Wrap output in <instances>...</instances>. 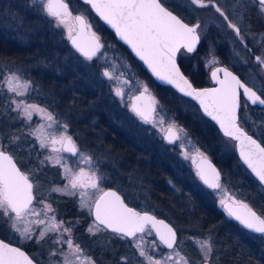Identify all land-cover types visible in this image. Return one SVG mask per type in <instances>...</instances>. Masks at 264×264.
Segmentation results:
<instances>
[{
    "label": "rangeland",
    "instance_id": "374dc122",
    "mask_svg": "<svg viewBox=\"0 0 264 264\" xmlns=\"http://www.w3.org/2000/svg\"><path fill=\"white\" fill-rule=\"evenodd\" d=\"M68 1L70 2L69 10L72 15L75 16L77 13L84 14L91 25V31L96 32L100 36L104 47L92 60L81 56L73 49L67 52L63 51V55L57 59L48 60L47 64L40 61L39 65L47 70H56L60 77L74 73L76 76L83 77L84 75L85 78L93 79L92 83L90 82L91 87L94 86L95 88L93 87L92 89L97 93L96 95H99L95 96L97 107L93 104L82 107L78 97L69 101L62 100L60 96L55 97L52 94L54 91L52 88L43 91L42 85L33 81L30 77L31 68L28 70L24 65L15 64L14 61L2 62L0 60V146H3L5 150L10 151L14 155L23 171L33 180L35 191L33 206L36 210L39 212L43 208V204L39 203L41 200L44 204H51L55 212H50L47 216L55 215L57 221H63L65 227H70L72 230L70 238L75 244L80 245L83 255L90 257L95 264H112V260L114 264H147L144 257L139 255V248L136 246L138 244L149 255H152L154 259H161L164 256L173 254V250L163 247L150 228V230L138 234L135 239L122 238L120 234L103 229V226H100L102 230L96 231L94 229V232H89L88 229L93 225L94 218L92 214H89L87 208L80 207L81 197L79 194L74 196V199H76L75 204L77 205L76 214H71V209L68 214L67 201L72 199L73 196L51 191L54 187L63 188L67 184V180L64 178V169L46 159L50 155H56V153H52L50 148H41L39 140L30 134L37 126L41 124L48 125L50 122L46 118H42V114L37 113H33L31 120H28L20 111L16 110L13 100H24L28 104H36L52 113L56 123H53L51 129L46 130L45 135L52 131L59 134L62 131V126L67 125V134L73 137L78 148L93 158V167L96 169L97 174L102 177L99 181L101 188L104 190L107 187L120 189L130 204H135L142 209L150 208L165 215L179 232L178 243L174 247L176 251L180 252L181 256L190 260L187 253L190 242L202 254L197 242L210 239L213 249L210 260L212 254L219 251L215 244V236L203 230L204 228L202 229L201 220H198L199 222L191 220L188 223L181 215L183 204H187V207L191 210L190 212L193 213L195 212V206L188 203L189 199L187 198L181 200L177 191L182 192L183 190L181 191L178 186L177 190L174 188L168 189L169 198H171L169 199L170 203H161L157 199L160 198L159 195L161 194L153 189L154 182L156 183L158 179L152 178L153 174H149L148 170L144 171L145 165H142L143 159L148 163L150 161L153 163L156 157L162 155L164 157L163 161L164 159L165 161L167 160L170 167L167 177L172 179L174 176L178 178L180 184L192 185L193 177L195 176L192 162L193 153L203 151L200 148L201 145L196 138L197 136L195 137L186 125L181 123V120L177 118L178 114L169 105L157 97L154 89L148 85L147 81L138 76L137 65H135L126 46H123L120 41L113 39L103 29L101 22L96 19H90L88 8L83 2L78 0ZM218 2L226 9L224 0H218ZM166 3H169L174 8H180L179 5L181 4V7L185 8V12L190 15L191 19L195 21L201 20L200 31L207 38L210 36L208 34L209 31H216L221 35L219 37L215 32L213 38L210 39L216 45L213 43L214 48L211 50L213 55L209 53L207 61L209 69H212L217 64L218 54L228 56V60L232 65L246 74L258 88H264V70L256 64L246 49L238 42L234 31L228 27L222 17L218 16L214 11L212 13L202 10V8H197L190 0H166ZM248 12L247 18L237 14L231 15L230 18L241 28L246 40L250 41L253 49L264 57V15L259 13V5L257 10L249 9ZM39 20H50L51 23L53 21V27L61 28V36L65 37L69 43L67 28L62 25L57 26L55 19L49 17L43 11L40 0H35V2L34 0H0V22L5 23L14 38H18L23 43L30 42L34 38L35 33H37L36 30L39 28H30V26L35 25L34 21L39 24ZM59 51L62 52L61 50ZM182 54L186 55L184 51L181 52ZM106 69L113 72L119 79L109 80L105 77L103 72ZM13 72L17 73L22 80L30 83V88L23 97L15 96L14 93L7 90L6 86H3L4 76ZM78 81H80V78ZM74 84L77 86L78 82L76 81ZM144 85L147 86L148 92L155 99L156 112H154L153 120H163V125L154 126L152 122L145 125L133 114L131 98L142 90ZM116 88L123 90V97L115 94ZM114 102H116V126L119 127L120 123V128L128 131L132 141H136L139 144L144 142L148 144L153 149V157H149V153L147 158H143L144 155H141L140 151L137 153V158H134V155H132L134 153L125 154L118 149L115 151L106 144V132L101 128V116L98 113L101 112L103 107H107L114 114ZM106 111L104 109L105 113ZM105 120L109 122L107 117ZM172 122L175 123L177 129H183L186 136L182 135L181 140L172 145L163 146L165 139L162 128H167ZM2 123L6 127L4 131L1 130ZM213 139H217V142L226 147L229 153L235 151V144L230 139L221 137V135ZM181 144H183V147H181ZM56 147H59V145H56ZM133 147L135 148L136 146L133 145ZM185 152L192 158L185 159L183 154ZM61 155L65 157V163L69 167H77L79 157L72 156L69 153H61ZM79 166L87 168V165L84 164ZM169 173L172 176H169ZM94 193L95 190L88 189L85 199L94 200L99 195V193ZM213 194L221 210H224L221 200L245 201L237 197L226 184H222L220 189ZM246 203L248 202L246 201ZM40 218L47 219L45 216ZM30 219H35V217H30ZM84 221H87V223L84 224ZM9 223L6 217H0V230L12 242H17L30 249L31 256L40 264H63L62 253L71 251L66 243H53L55 239L60 237V232H50L44 240L37 243L36 237L39 234L40 227L43 226L34 225L32 239H24L19 233L14 232L10 228ZM80 234L82 235L80 236ZM78 237H82V240ZM63 239H69L67 233H63ZM120 247H123V251L120 252L121 255L116 253ZM53 252L56 255H52L51 253ZM105 252L117 257L112 259L107 256L106 258ZM213 263L215 264V261Z\"/></svg>",
    "mask_w": 264,
    "mask_h": 264
},
{
    "label": "snow or ice",
    "instance_id": "6c2138e0",
    "mask_svg": "<svg viewBox=\"0 0 264 264\" xmlns=\"http://www.w3.org/2000/svg\"><path fill=\"white\" fill-rule=\"evenodd\" d=\"M35 2V0H34ZM96 13L113 29L117 35L131 46L135 54L143 60L151 69L152 73L162 81L175 85L185 95L198 100L204 109V112L213 120H216L223 130L224 135L239 142L240 155L252 172L264 183V146L248 135L238 124L237 110L240 108V89L243 90V96L247 102L264 106V88L260 89L258 95L252 87L242 83L240 79L234 76L227 69L217 68L211 73L212 78L219 84L214 89H196L187 77L182 73L176 61L177 53L181 48L191 53L196 50V45L200 42L198 29L200 24L189 25L178 18L165 6L166 0H85ZM259 5V13L264 15V0H254ZM191 3L200 8L212 6L215 11L228 21V16L217 6L215 0H191ZM43 11L49 17L55 19L57 26H64L68 31V39L73 46L88 60L96 57L104 47L100 36L91 31V25L83 15L73 16L69 10V4L66 0H40ZM228 27L232 28L237 37L243 41L241 30L236 24L228 21ZM259 65L264 67V57L257 56ZM224 73V78L220 79L219 73ZM103 75L109 80L119 79L113 72L105 70ZM3 86L14 93L17 97L26 95L30 88V83L22 80L21 77L13 72L3 78ZM146 85L136 100L145 98L148 93ZM115 94L123 97L124 92L121 88H116ZM152 103L146 109L132 105V111L136 113L145 123L152 122L154 126L163 125V120L155 121L149 119L150 114L156 111L153 106L155 99L151 98ZM16 110L20 111L25 118L31 120L32 114H42L50 123L41 124L32 130L31 135L39 140L41 148H50L52 153L46 159L54 162L64 169V178L67 184L63 188H52L51 191L60 192L67 196H79L80 207L87 208L89 214H94L95 220L89 227V232L103 229H111L113 232L121 235L122 238H136L137 233H144L146 230L154 229L159 240L173 250V254L154 259L139 244V255L144 257L147 264H193L188 258L181 256L176 251V232L165 224L163 220H157L148 213L141 214L132 208H129L121 197L115 191H105L100 187L99 181L102 179L93 167V158L82 152L71 135L67 134V125L62 126V131L48 132L47 129L53 127L56 123L55 117L51 112L41 108L36 104H28L24 100H13ZM164 138L169 143H176L181 140V136H186L183 129H177L174 122L167 128H162ZM59 145V147H56ZM183 147V144H181ZM194 147V146H193ZM61 153H69L72 156L79 157L77 167L71 168L65 163V157ZM185 159L192 158L187 152L183 153ZM200 164L197 165V175L210 188L218 189L219 173L203 156ZM193 163H196L195 158ZM87 165V168L79 166ZM208 172H211L212 179L208 178ZM34 185L29 175L22 172L14 163L13 156L0 146V217H6L10 222V228L19 233L24 239H32L35 226L40 227L39 234L36 237L37 243L44 240L50 232H60L59 238L53 243H66L71 250L69 253H62L63 264H95L90 257L83 255V250L79 244H75L71 237V228L65 227L63 221H57L55 215L50 217L48 213H54L55 209L51 204H43V208L38 212L33 206L35 196L33 193ZM88 189L99 193L94 200H86L85 194ZM94 193V194H95ZM228 215L234 217L244 227L257 233L264 234V218H261L247 204L234 201L226 204L221 200ZM41 216L47 219H41ZM35 217V219H30ZM150 226V229H149ZM63 233H67L69 239H63ZM199 248L203 254V264H208L210 255L213 251L210 239L198 241ZM56 255L55 252L51 253ZM175 257V259H174ZM0 264H33L23 251L18 247H12L9 243L0 240Z\"/></svg>",
    "mask_w": 264,
    "mask_h": 264
},
{
    "label": "trees",
    "instance_id": "16d2710c",
    "mask_svg": "<svg viewBox=\"0 0 264 264\" xmlns=\"http://www.w3.org/2000/svg\"><path fill=\"white\" fill-rule=\"evenodd\" d=\"M83 4L88 8L90 19H96L101 22L103 29L113 39L119 41L114 32L107 28L99 17L92 11L89 4ZM34 22L35 25L33 24L30 28L39 29L36 30L37 33H35L34 38L30 42L27 41L26 43H23L18 38H14L12 32L8 30L6 24L0 22V60L2 62L14 61L15 64L24 65L26 69L28 68V70L31 68L30 77L33 81L35 83L39 82L42 85L41 88H43V91H46L48 88H52L54 90L52 94L55 97L60 96L62 100L67 101L78 97V101L82 107L86 105L91 106V104L97 107L95 96L99 95H96L97 93H95L94 89H92L94 86L91 87L93 79L89 77L85 78L84 75L83 77L79 75L76 76L74 73L60 77L56 70H47L44 67H40V61H42L41 63L47 64L48 60L57 59L63 55V51L67 52L73 50V48L69 45L67 39L61 36V28L53 27V21L51 23L50 20H39V24H37L36 21ZM215 32L216 31H209L208 34H210V36L208 38L205 35L203 36L201 44L196 52L187 53L185 56L183 54L179 55L181 67L195 84H198L201 81H210V78L206 72H204L203 76L199 74L198 78L192 75L186 69V63L191 61V59H187V56H209V53H211V50L214 48V44L216 45L214 41V44H211L210 42V39L213 38V34H215ZM217 35L221 37L219 33H217ZM121 44L125 46L123 43ZM128 52L130 53L135 65H137L136 71L138 76L147 81L148 85L154 89L157 97L165 104L169 105L172 110L178 114L177 118L181 120L183 125H186L193 135L202 137L203 139L214 134L221 135L218 127L213 124L209 118L205 117L201 113L195 102L183 95H180L171 86L158 83L147 72L143 64L133 56L129 49ZM197 71L202 73L203 68H198ZM79 78L80 81H78ZM76 81L78 82L77 86L74 84ZM57 91L58 93L56 94ZM244 104L245 103H243L240 112V122L264 144V134L261 132V129L264 127V107L251 106L247 103L248 106L245 108ZM106 108L107 107H103L101 112L98 113L101 116V124L106 132V144H108L112 149L116 148L123 151L125 154L132 153V145L134 141H132L131 135L128 131L120 128V123L119 127L116 126L115 130L113 126V114L108 108ZM104 109L105 111L107 110L106 113L104 112ZM106 117L109 122L105 120ZM208 122L211 124H208ZM5 129V124L2 123L1 130L4 131ZM229 160L232 162V169L230 167V170L227 168L226 178H229L232 187H234L238 193L247 198V200H249L256 209L264 214V189L240 162L239 158L235 154H232ZM168 168L170 169L169 166ZM238 174L240 177H237ZM183 189L185 192V199H189L188 203L195 206V212H190L191 210L187 207V204H183L181 213L182 217L185 218L188 223L191 220L193 222L201 220L200 224L202 229L204 228L203 230L208 231L215 236V244L219 251L212 254V258L210 260L213 261L215 259V264H264V240H259L258 243L252 244L251 238L253 237L248 236L245 232H243L234 221L226 220L216 212L214 213L213 205L208 193L203 191L198 186L195 176L193 177V184L183 185ZM67 202L68 204L66 207L69 208L68 214L71 209V214L75 215L77 210V205L75 204L76 199L72 197V199ZM87 221H84V224H86ZM80 229H82V227H80ZM81 235L82 234H80V236ZM0 236L9 242H12L1 230ZM78 238L82 240V237ZM12 243L20 245L17 242ZM22 247L31 253L30 249L25 246ZM121 251H123V247H120L116 253L121 255ZM187 253L193 264H200L203 262L202 254L194 247L192 242L188 245ZM105 255L106 258L108 256V258L112 259L117 257H113L111 254L109 255L108 252H105ZM112 264H114L113 260Z\"/></svg>",
    "mask_w": 264,
    "mask_h": 264
},
{
    "label": "flooded vegetation",
    "instance_id": "af4514ba",
    "mask_svg": "<svg viewBox=\"0 0 264 264\" xmlns=\"http://www.w3.org/2000/svg\"><path fill=\"white\" fill-rule=\"evenodd\" d=\"M191 1V0H190ZM207 1V0H205ZM250 1H251V5L250 4ZM215 3L217 4V6H219L222 11L225 13V15L228 16V21H231L232 23H234L230 16L233 15V14H237V15H242V16H245L244 18H247V15H248V11L249 9L251 10H257V7H258V4L254 2V0H224V5H226V9H224L218 2V0H215ZM165 5L170 8L172 11H174L175 13H177L181 18H183L186 22L190 23V24H194V23H199L200 26H201V20H197L195 21L194 19H191L190 18V15H188L186 12H185V8H182L181 7V4L179 5L180 8H174L173 6H170L169 3H165ZM197 8H200L198 7L197 5H195ZM254 6H257V7H254ZM202 10L204 11H210L213 13V11L220 17H222V19L228 24V21H226L224 19L223 16H221L219 13H217L215 11V8L212 7V6H209V7H206V8H202ZM252 12V11H251ZM250 12V13H251ZM235 24V23H234ZM237 25V24H236ZM238 26V25H237ZM239 27V26H238ZM240 28V27H239ZM232 29V28H231ZM233 30V29H232ZM241 30V28H240ZM234 31V30H233ZM198 32H199V35H200V42L198 44V47L197 49L199 48L200 44H201V41H202V38L204 35L201 34V31H200V28L198 29ZM235 33V32H234ZM236 35V33H235ZM241 36L243 37V41L240 39V37H237L236 35V38L238 40V42L246 49V51L249 53L250 57L253 58V60L256 62V64L261 67L263 70H264V67H262L261 65L258 64V62L256 61L255 59V55H259L252 47L251 43L249 40H246L245 36H244V33L242 32L241 30ZM211 44H212V41H210ZM197 49L194 51L196 52ZM184 51L186 54L189 53L187 52L186 49H181L179 51V55L181 54V52ZM194 52H191V53H194ZM179 55H178V61H179ZM210 55H213V53H211ZM260 56V55H259ZM208 58L209 56H194V57H189L187 56V59H191V61H188L186 63V69L192 74L194 75L196 78H198L199 74H201L203 76L204 72H206L210 78V81H201L199 82L198 84H195L192 79L184 72L183 68V72L190 78V80L193 82V84L196 86V87H205V86H212L214 85L215 83L213 82L212 80V75L211 73L213 72V70L219 66H225V67H228L230 69H232L233 71H235L239 76L240 78L245 82L247 83L249 86L253 87L255 90H257L260 94V88H258L256 86V84L254 82H252L247 76L246 74H244L240 69H238L237 67H235L234 65H232L229 60H228V56H224V55H218V61H217V64L215 65V67H213L212 69H209L208 67ZM180 64V62H179ZM181 66V65H180ZM198 68H203V71L202 73H200L199 71H197ZM148 72V71H147ZM221 75V73H220ZM264 98V97H263ZM246 101V98L243 96V91L241 90V107H240V112H241V108H242V105L243 103H245ZM249 105L251 106H259V105H254V104H250L249 102H247ZM115 108L113 111L114 114H113V121H114V128L116 130V102L113 103ZM132 107V106H131ZM199 107V106H198ZM259 107H264V106H259ZM156 108V107H155ZM200 109V107H199ZM201 111V109H200ZM156 112V111H155ZM201 113L203 114V112L201 111ZM134 116H136L141 122H143L145 125L148 124V123H145L139 116L136 115V113H134ZM154 114L153 113V119H154ZM204 115V114H203ZM205 116V115H204ZM264 116V115H263ZM206 117V116H205ZM208 118V117H207ZM151 119V120H153ZM150 120V121H151ZM240 120V118H239ZM210 121L215 124L211 119ZM241 123V122H240ZM208 124H211L210 122H208ZM216 125V124H215ZM242 125V124H241ZM217 126V125H216ZM244 126V125H242ZM218 127V126H217ZM245 127V126H244ZM101 128H103V126H101ZM246 128V127H245ZM219 129V128H218ZM247 129V128H246ZM104 130V128H103ZM248 130V129H247ZM262 131V134H264V127L261 129ZM220 131V129H219ZM249 131V130H248ZM221 132V131H220ZM250 133H252L251 131H249ZM253 134V133H252ZM254 135V134H253ZM195 136V135H194ZM218 135L214 134L212 136H207L205 137L204 139L202 137H196L199 141V144L201 145L200 148H202L203 151H198V152H194L193 153V158H195L196 160V163L198 162L200 156L198 155V153H202L204 156H207L209 157L210 159H212V161L218 166L219 170H220V174H221V177H220V182L219 184L222 185V184H226L229 189L237 196V197H240L241 199L245 200V201H239V202H242L244 204H247L249 206V208L257 211L260 216L262 218H264V214L261 213L258 209H256L252 203L247 200V198H245L243 195H241L240 193L237 192V190L232 187L231 183H230V180L229 178H226V175H227V168H231L232 169V162L230 159L231 155L232 154H235L237 157H238V154H237V151H236V144H235V141L233 139H231L230 137H227L225 135H223V133L221 132V137H225L226 139H230L231 141L234 142L235 144V151L234 152H228L227 148L224 147L223 145H221L219 142H217V139H213L214 137H216ZM255 136V135H254ZM115 137H116V131H115ZM256 137V136H255ZM258 138V137H256ZM165 139V138H164ZM259 139V138H258ZM260 140V139H259ZM261 141V140H260ZM262 142V141H261ZM263 144V142H262ZM133 145H135L136 147L134 148ZM133 145H132V155H134V158L137 156V153H139L141 151V155H144L143 158H147L148 154L150 153V156L149 157H153V152L149 145L146 144L145 142L142 143V144H139L138 142H133ZM167 145H172V143H169L166 139L165 141L163 142V146H167ZM264 145V144H263ZM147 147V148H146ZM151 149V150H150ZM5 150V149H4ZM116 151V148L114 149ZM8 151V150H7ZM10 152V151H9ZM11 153V152H10ZM12 154V153H11ZM13 155V154H12ZM14 156V155H13ZM148 157V158H149ZM15 158V157H14ZM137 158V157H136ZM142 158V159H143ZM163 156L162 155H159V157H156V160L155 162L151 163V161L148 163L146 160L143 159V164L142 165H145V167L143 168L144 171H147L150 173H152V178H156L158 179V181L155 183L154 180V188L157 193L161 194L159 195L160 198H157L161 203L163 202L164 204H168L170 201L169 199V194H168V189H176L178 187L181 188V191L182 192H178L177 191V194H179L181 200L182 199H185L184 197V189H183V185L180 184L178 178H175L173 176V178H168L167 175H168V162L167 160L163 161ZM239 158V157H238ZM159 159V160H158ZM240 160V159H239ZM192 162H193V159H192ZM241 162V160H240ZM18 163V162H17ZM196 163L194 164L193 163V170L195 172V178L197 180V184L198 186L203 190V191H206L211 199V202H212V205H213V209H214V213L216 212L217 214H219L221 217H224L226 220H232L234 221L240 228L243 232H245L248 236H251L253 238H251V243L254 244V243H258L259 240H264V234H261V233H256L254 231H251V230H248L247 228L243 227L242 225H240L236 220H234L233 217H230L225 209V207L223 206L224 210H221L219 207H218V204H217V201H216V198H215V195L213 193H215V191L219 190L220 188L218 189H211L209 188L206 184H204L202 182V180L200 179V177L197 175V168H196ZM242 163V162H241ZM19 164V163H18ZM243 164V163H242ZM154 165V166H153ZM244 165V164H243ZM20 166V165H19ZM147 167V168H146ZM229 168V170H230ZM247 169V168H246ZM23 170V169H22ZM248 170V169H247ZM249 171V170H248ZM250 172V171H249ZM251 174V172H250ZM252 175V174H251ZM172 176V174L170 175ZM253 176V175H252ZM237 177H240L239 174ZM254 177V176H253ZM255 178V177H254ZM256 179V178H255ZM257 180V179H256ZM258 181V180H257ZM259 182V181H258ZM259 184L262 186V184L259 182ZM178 186V187H177ZM176 187V188H175ZM107 188H111V187H107ZM106 188V189H107ZM112 188H115V187H112ZM262 188L264 189V187L262 186ZM121 194L122 196L124 197V199L126 200V202L128 204L129 201L125 198L124 194L121 192L120 189H117ZM228 200H231L233 201V199H227L225 200L228 201ZM236 201V200H234ZM246 201L249 203H246ZM238 202V201H237ZM132 206H135L137 208H140L139 206L135 205V204H130ZM141 210H149L151 212H153L154 214H156L157 216H160V217H164L166 218L167 220H169L167 217H165V215L163 214H160L158 211H155V210H152V209H142L140 208ZM170 221V220H169ZM3 222V221H2ZM171 222V221H170ZM172 223V222H171ZM173 224V223H172ZM174 225V224H173ZM150 228V226H149ZM178 231V230H177ZM178 239H179V232H178ZM263 242V241H262ZM178 243V241H177ZM176 243V244H177ZM29 252V251H28ZM30 253V252H29ZM31 254V253H30ZM210 261V260H209ZM212 264H214L212 261H210ZM203 263V262H202ZM200 263V264H202Z\"/></svg>",
    "mask_w": 264,
    "mask_h": 264
},
{
    "label": "water",
    "instance_id": "95a60500",
    "mask_svg": "<svg viewBox=\"0 0 264 264\" xmlns=\"http://www.w3.org/2000/svg\"><path fill=\"white\" fill-rule=\"evenodd\" d=\"M80 1H82L83 3H86L85 2V0H80ZM66 2L69 4V9H70V2L68 1V0H66ZM205 2H207V1H205ZM87 4V3H86ZM90 6V5H89ZM166 6V5H165ZM167 7V6H166ZM90 8L92 9V11L99 17V19L104 23V25L107 27V28H109L111 31H113L114 32V34H115V36L117 37V39L120 41V42H122L123 44H125L126 46H127V48L130 50V52L135 56V58H137L140 62H142V64H143V66H144V68L148 71V73L158 82V83H160V84H162V85H168V86H171L173 89H175L177 92H179L181 95H183V96H185V97H188V98H190V99H192L194 102H196L197 103V105L200 107V109H201V111L203 112V114L206 116V117H208L209 119H211L217 126H218V128L220 129V131L223 133V135H224V132H223V130L220 128V125L218 124V122L216 121V120H213L210 116H208L205 112H204V109H203V107L201 106V104H200V102L198 101V100H196V99H194L193 97H190V96H187V95H185L183 92H181L175 85H173V84H169V83H167V82H165V81H162V80H159L153 73H152V71H151V69L147 66V64L143 61V60H141L136 54H135V52L133 51V49L131 48V46L130 45H128L125 41H123L122 39H120V37L117 35V33H116V31H115V29H113L109 24H107L97 13H96V11H95V9H93L91 6H90ZM169 10L170 11H172L170 8H169ZM173 12V14L174 15H176L178 18H180V19H182L185 23H188V22H186L183 18H181L177 13H175L174 11H172ZM76 15H83V16H85L84 14H82V13H77ZM75 15V16H76ZM85 18L87 19V17L85 16ZM88 21V20H87ZM190 26L191 25H194V24H197V23H194V24H190V23H188ZM238 27V26H237ZM198 31V30H197ZM199 33V32H198ZM98 35V34H97ZM99 36V35H98ZM199 44V43H198ZM198 44L196 45V49H197V47H198ZM69 45L74 49V51L76 52V53H78V54H80L81 56H83L79 51H77V49L73 46V44L71 43V41L69 40ZM181 49H183V48H181ZM178 55H179V52L177 53V56H176V61H177V64L179 65V67H180V69H181V71H182V73L187 77V79L192 83V85H193V87L194 88H196V89H198V90H200V89H214V88H218L219 87V84L216 82V80H214L213 78H212V80H213V82L215 83L214 85H212V86H205V87H196L194 84H193V82L190 80V78L183 72V70H182V68H181V66H180V64H179V61H178ZM257 56H259V55H255V59H256V57ZM84 57V56H83ZM94 58V57H93ZM257 61V60H256ZM217 68H220V69H227V71H229V72H231L234 76H236L238 79H240V81L242 82V83H244V84H246L248 87H251V86H249L247 83H245L241 78H240V76L235 72V71H233L232 69H230V68H228V67H225V66H219V67H217ZM217 68H215L213 71H215ZM220 73H221V75H220ZM219 73V77H220V79H223L224 78V73L223 72H220ZM253 88V87H252ZM241 90L242 89H240V93H241ZM253 90L254 91H257V90H255L254 88H253ZM143 91V89L142 90H140L139 92H137L136 94H134L133 96H132V105L133 104H135L137 107H140V108H142V109H146L147 108V106L149 105V104H151L152 103V100H151V98H152V96L150 95V93L148 92V93H146L145 94V98L144 99H142V100H136L135 99V97H137V96H139L140 95V93ZM243 91V90H242ZM257 94L258 95H260V93L257 91ZM263 98V97H262ZM250 104H252L250 101H248ZM131 105V106H132ZM254 105H258V104H254ZM154 107H156V105L154 104L153 105ZM259 106H262V105H259ZM240 107H241V95H240ZM239 118H240V108L237 110V120H238V124H239V126L248 134V135H250V136H252L253 137V139H256L257 140V142L258 143H260L262 146H264L263 144H262V142L258 139V138H256L252 133H250L244 126H242L241 125V123H240V120H239ZM149 119L151 120V119H153V113H151L150 114V117H149ZM235 141V144H236V151H237V154H238V157H239V159L241 160V162L244 164V166L251 172V174L262 184V186L264 187V183H262L260 180H259V178L252 172V170L248 167V165L245 163V161H244V159L241 157V155H240V147H239V142L238 141H236V140H234ZM173 144V143H172ZM5 151H7V150H5ZM7 153L8 154H10V155H12L9 151H7ZM13 156V155H12ZM204 156V155H203ZM204 157H206L207 158V160L211 163V165L215 168V170H216V172H218L219 173V180H218V182H220V177H221V174H220V170H219V168H218V166L212 161V159H210L209 157H207V156H204ZM13 161H14V163H16V165H17V167L22 171V172H24L23 170H22V168L19 166V164L17 163V161H16V159L14 158V156H13ZM200 162H201V157L199 158V160H198V162L196 163V168H197V165L198 164H200ZM25 173V172H24ZM26 174V173H25ZM30 178V177H29ZM208 178L211 180L212 179V174H211V172H208ZM201 179V178H200ZM30 180H31V182L33 183V185H34V182H33V180L30 178ZM202 180V179H201ZM202 182H203V180H202ZM204 183V182H203ZM205 184V183H204ZM208 186V185H207ZM209 187V186H208ZM210 188V187H209ZM211 189H215V188H211ZM109 190H111V191H115V192H117V194L121 197V199L124 201V203L129 207V208H132V209H134L135 211H137V212H140L141 214H143V213H148L149 215H152V216H154L157 220H163L164 221V223L165 224H168L169 225V227H171L175 232H176V243H177V241H178V231H177V229H176V227L169 221V220H167L166 218H164V217H160V216H157L156 214H154L153 212H151V211H149V210H141L140 208H137V207H135V206H132V205H130V204H128L127 202H126V200L124 199V197L122 196V194L117 190V189H115V188H107V189H105V191H109ZM33 193H34V196H35V191H34V189H33ZM233 201H231V200H228V201H226L225 203L226 204H231ZM253 210V209H252ZM254 212H256V214L258 215V216H260V214L257 212V211H255V210H253ZM93 215V218H94V220H95V216H94V214H92ZM261 217V216H260ZM234 218V217H233ZM262 218V217H261ZM234 220H236L235 218H234ZM237 221V220H236ZM239 224H240V222L239 221H237ZM240 225H242V224H240ZM243 226V225H242ZM244 227V226H243ZM246 228V227H245ZM248 229V228H247ZM107 230H109V231H111V232H113L111 229H107ZM248 230H250V229H248ZM152 231L154 232V234H155V236H156V238L158 239V241L162 244V246L163 247H165V248H167V246L165 245V244H163L160 240H159V238H158V236H157V234H156V231L154 230V229H152ZM251 231H253V230H251ZM255 232V231H254ZM257 233V232H256ZM138 234H140V233H137V235ZM127 238H132V237H127ZM0 240H3L5 243H9L12 247H18V248H20L21 249V251H23L30 259H32L33 260V264H39L32 256H31V254L24 248V247H22V246H20V245H17V244H15V243H12V242H9L8 240H5L4 238H2L1 236H0ZM176 245V244H175ZM174 245V246H175ZM167 249H169V248H167ZM203 264V263H202ZM208 264H212L210 261L208 262Z\"/></svg>",
    "mask_w": 264,
    "mask_h": 264
}]
</instances>
